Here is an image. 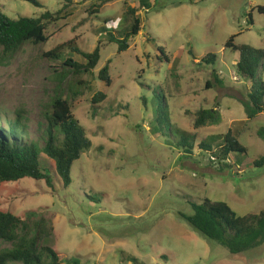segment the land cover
Here are the masks:
<instances>
[{"label": "rangeland", "instance_id": "1", "mask_svg": "<svg viewBox=\"0 0 264 264\" xmlns=\"http://www.w3.org/2000/svg\"><path fill=\"white\" fill-rule=\"evenodd\" d=\"M39 1L42 7L0 0V8L13 18L39 17L65 3ZM142 1L72 0L70 15L49 25L46 42H26L13 55L0 49L4 126L20 113L28 138L44 145L51 101L68 96L92 140L75 162L68 187L56 174L53 187L30 177L5 183L0 208L45 218L52 234L42 244L52 246L64 263L136 264L135 257L138 264H264V244L233 254L183 218L194 213L192 203L205 199L225 202L242 217L264 210V164L254 163L264 156L259 134L264 112L247 119L243 102L253 81L237 70L239 51L226 46L236 35L237 45L264 49V14L258 11L264 0H148V8ZM129 5L139 8L143 26L119 53L108 36L124 37ZM71 40L86 52L100 43L101 57L92 73L61 81L64 60L71 54L79 62L84 58L69 49L60 59L45 54ZM209 54L216 59L208 64L203 59ZM108 60L110 86L98 77ZM259 77L264 80V65ZM77 79L84 84L74 98L68 83ZM99 91L107 97L95 108L92 99ZM201 108L217 109L221 122L195 128ZM240 121L245 128L236 125ZM234 124L244 128L239 140L247 152L236 153L231 161L238 160V167L227 168L202 144L216 149ZM185 133L193 142L183 141ZM41 160L54 171L47 157ZM11 245L0 241V249Z\"/></svg>", "mask_w": 264, "mask_h": 264}, {"label": "trees", "instance_id": "2", "mask_svg": "<svg viewBox=\"0 0 264 264\" xmlns=\"http://www.w3.org/2000/svg\"><path fill=\"white\" fill-rule=\"evenodd\" d=\"M36 6L42 7L39 0H26ZM62 8L51 12L49 10L39 17L20 16L13 18L7 15L0 8V49L6 55L15 54L26 42L40 44L49 39L47 30L49 25L65 19L70 13L67 12L72 0H64ZM143 6L150 7L148 0L141 2ZM97 7H101L98 5ZM137 7L127 6L125 18L131 21L122 32L124 37L116 39L114 33L109 32L108 39L118 43V52L126 51L130 45V38L138 35L143 26L141 14ZM258 11L264 14V5L258 6ZM95 12V11H92ZM97 12V11H96ZM252 22V20H251ZM107 27L103 28L102 31ZM109 31V30H108ZM119 37V36H118ZM236 35H232L226 43L228 48L239 51L240 56L236 64L239 74L251 79L253 85L248 91L244 100V107L247 119H254L258 114L264 112V80L259 77V69L264 65V49L255 48L248 44L237 45ZM76 40L58 45L45 55L50 58L60 59L63 51L81 55L83 62H79L69 55L64 60L66 72H61V81L69 76H81L90 74L96 68L101 57V44L99 43L92 52H86L77 46ZM163 51V50H162ZM164 52V51H163ZM215 55L209 54L203 59L206 63H212ZM110 63L99 71L98 77L107 86L112 83L110 75ZM216 80L222 84L220 78ZM61 82H59L60 84ZM81 80H70L68 92L74 98L79 96L83 87ZM211 87V83H207ZM103 91L97 92L92 103L98 106L106 99ZM52 111L47 116V138L42 145L40 141L28 138L26 129L22 124V116L18 113L15 121L4 126L0 120V194L3 188L1 185L10 182H18L30 177L36 181L44 180L50 187L54 186L53 176L56 174L65 187L72 183V168L76 161L80 160L84 153L92 147V140L87 136L85 127L75 117L72 110V103L69 97L56 95L51 101ZM221 113L217 109L201 108L196 113L195 128L207 125L219 124ZM246 121H240L245 128ZM234 124L223 136L222 143L213 150L212 145L203 142L204 150H210L211 158L224 167L234 168L239 161L232 163L231 157L235 158L236 153H246L247 148L239 138L242 135V128ZM248 128V127H247ZM264 138V128L259 130ZM192 139L185 133L183 141ZM193 142V141H190ZM188 144H185L187 146ZM193 144H189L186 152L192 154ZM42 156L47 157L54 167V171L42 165ZM215 161V160H213ZM229 161V163H227ZM255 165L264 164V156L256 160ZM240 168L237 169V171ZM194 213L190 216H183L184 219L205 237L213 239L225 246L231 253L238 254L256 248L264 244V210L258 214L238 216L233 208L225 202H212L205 199L202 203H192ZM52 234V226L47 224L45 218H39L37 212H30L26 216L14 214L9 210L0 208V241L11 243L10 247L0 249V264L21 263V264H82L78 259H69L63 262L57 251L50 245L42 244ZM133 262L138 264V259L133 257Z\"/></svg>", "mask_w": 264, "mask_h": 264}]
</instances>
